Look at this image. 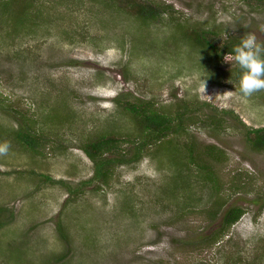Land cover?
<instances>
[{"label": "rangeland", "instance_id": "1", "mask_svg": "<svg viewBox=\"0 0 264 264\" xmlns=\"http://www.w3.org/2000/svg\"><path fill=\"white\" fill-rule=\"evenodd\" d=\"M154 2L223 38L252 33L264 44V6L255 0ZM4 8L0 1V129L25 117L45 139L32 153L5 137L0 264H264V149L245 140L247 128L264 126V91L241 98L242 70L229 53L217 60L185 42L168 13L142 24L124 1L31 0L20 27V15ZM120 93L160 107L185 103L203 122L193 118L175 137L179 153L152 145L133 160L134 145L119 142L130 159L113 160L102 184L80 145L135 130L116 105ZM231 206L244 213L225 230Z\"/></svg>", "mask_w": 264, "mask_h": 264}, {"label": "trees", "instance_id": "2", "mask_svg": "<svg viewBox=\"0 0 264 264\" xmlns=\"http://www.w3.org/2000/svg\"><path fill=\"white\" fill-rule=\"evenodd\" d=\"M5 2V11L14 16H19L21 18V24H17L14 27H20L24 24L27 19H29L28 6L31 5V0H0ZM98 2L104 3L106 7L108 6H117L120 1H124L127 6H131L134 12V16L142 24H147L151 21H155L162 14L168 13L167 16L172 21L174 29H176V34L181 36V39H185V42H188L192 46L200 47L204 51L212 53L217 60L223 53H233V48L240 44L241 40L239 37L235 40V37H221L223 32L215 30L214 28L205 27L202 25L196 26L195 24H187L185 21L178 18H174L175 12L171 10L172 8L169 5L164 3H156L154 0H96ZM249 3L250 0H244ZM259 5L264 6V0H255ZM20 11L14 12V5H19ZM250 4V3H249ZM14 8V9H13ZM174 14V15H172ZM199 27V28H198ZM176 35V36H177ZM240 68V67H239ZM238 70V69H237ZM238 72H241L238 70ZM1 102V99H0ZM115 102L117 107L124 113L131 115L135 130L133 132H128L125 135H120L119 132L115 131H105L101 134H97L95 139H88L83 144L80 145V148L86 154V156L93 163V179H98L100 183L107 184L108 181L113 177L112 168L110 164L113 160H119L122 163L130 158L124 157L123 149H119V142L125 141L134 145V153H131L133 160H137L138 156L147 151L149 148L154 146H164L166 148H172L175 151L180 149L179 145L175 144V137L186 133L189 125V122H195L197 117H195L194 112L191 113L192 107H188L185 103L172 105L166 104L163 107L155 105L153 100L142 99L138 96L132 95L130 93H120L116 98ZM225 110L222 109V112ZM196 118V119H193ZM186 120H188L186 122ZM199 122H203V119ZM19 121V122H18ZM17 121V126L15 129H10V132L5 133L3 129H0V143L7 142L5 140L6 136H10L12 141H15L22 149L32 152L40 153L44 145L42 144L45 137L39 133V129L36 127L30 126L31 124L26 123V118L21 117ZM220 120H205L207 127L213 126L218 127ZM245 133V140L254 150H263L264 149V126L258 128H247ZM4 132V133H3ZM126 136V138H125ZM189 144V143H188ZM207 152H212L214 150L217 156L219 151L215 145H207ZM191 146L189 147V151ZM170 151V150H169ZM112 153V154H111ZM190 153V152H189ZM113 155V157H111ZM170 158V157H169ZM181 156H179L178 161ZM174 160L173 158H170ZM181 161V160H180ZM191 164L199 166L202 163L196 161V159L191 155L189 158ZM182 165V163L180 162ZM183 166V165H182ZM208 179L215 180L214 175L208 171ZM235 177V175H234ZM246 183L241 185L243 188ZM67 186V185H66ZM79 186V185H78ZM69 187L67 189L69 194L72 196L76 193L77 187ZM239 187V186H237ZM68 197L65 202L69 201ZM215 211L219 209L220 202L215 201ZM2 209L0 208V215ZM244 213V210L239 206L229 207L223 215V228L227 230L233 223H235L241 215ZM0 225L1 222H0ZM59 231L61 230L58 226ZM223 229V230H224ZM62 232V231H61ZM62 234V233H61Z\"/></svg>", "mask_w": 264, "mask_h": 264}, {"label": "clouds", "instance_id": "3", "mask_svg": "<svg viewBox=\"0 0 264 264\" xmlns=\"http://www.w3.org/2000/svg\"><path fill=\"white\" fill-rule=\"evenodd\" d=\"M260 31H264V25L260 26ZM233 53L227 55L225 60L231 62L234 59L242 70L239 89L236 91L247 100L264 91V44L258 42L255 34L249 33L233 48ZM203 87L206 90L205 81ZM10 147L8 142L0 143V156L8 155Z\"/></svg>", "mask_w": 264, "mask_h": 264}]
</instances>
